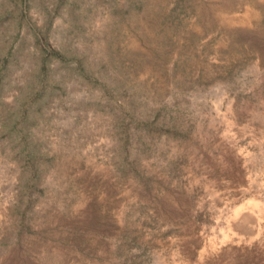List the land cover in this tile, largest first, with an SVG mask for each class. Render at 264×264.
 <instances>
[{
    "label": "rangeland",
    "instance_id": "obj_1",
    "mask_svg": "<svg viewBox=\"0 0 264 264\" xmlns=\"http://www.w3.org/2000/svg\"><path fill=\"white\" fill-rule=\"evenodd\" d=\"M0 264H264V0H0Z\"/></svg>",
    "mask_w": 264,
    "mask_h": 264
}]
</instances>
